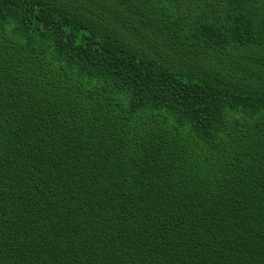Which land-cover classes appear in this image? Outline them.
I'll return each mask as SVG.
<instances>
[{"label": "trees", "instance_id": "1", "mask_svg": "<svg viewBox=\"0 0 264 264\" xmlns=\"http://www.w3.org/2000/svg\"><path fill=\"white\" fill-rule=\"evenodd\" d=\"M96 263L264 264V0H0V264Z\"/></svg>", "mask_w": 264, "mask_h": 264}, {"label": "bare ground", "instance_id": "2", "mask_svg": "<svg viewBox=\"0 0 264 264\" xmlns=\"http://www.w3.org/2000/svg\"><path fill=\"white\" fill-rule=\"evenodd\" d=\"M144 146H146V145H144ZM117 161H118V157H117ZM199 243H200V242H199ZM174 247H175V246H174ZM197 248H199V245L196 247V249H197ZM173 249H175V248H173ZM176 249L178 250V247H177ZM176 249H175V250H176ZM136 250H137V249H136ZM136 250H135V252H137ZM139 250H140V249H139ZM177 250H176V251H177ZM179 251H180V250H179ZM117 252H119V251H117ZM137 253H138V252H137ZM139 253H140V252H139ZM96 264H98V263H96Z\"/></svg>", "mask_w": 264, "mask_h": 264}]
</instances>
